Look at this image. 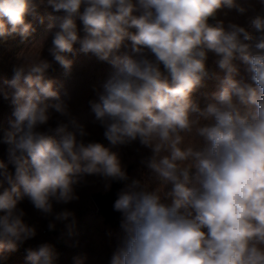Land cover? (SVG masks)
Masks as SVG:
<instances>
[{"label": "clouds", "instance_id": "9594fccd", "mask_svg": "<svg viewBox=\"0 0 264 264\" xmlns=\"http://www.w3.org/2000/svg\"><path fill=\"white\" fill-rule=\"evenodd\" d=\"M46 4L63 13L56 17L49 49L59 65L71 69L68 54L78 43L81 52L115 70L98 100L90 102L105 138L113 146L138 140L153 153L148 167L159 186L138 190L139 182H133L114 203L122 213L123 237L111 264H264V17L250 18L247 27L209 23L222 7L243 14L236 0ZM37 7V0H0V39L27 37L34 30L27 18ZM125 41L135 58L121 51L129 47ZM209 52L225 73L222 79L207 67ZM237 60L246 66L247 81L234 78ZM50 66L39 55L24 56L7 87H0V96L14 106V119L0 139L14 167L9 171L0 161V187L7 184L0 191V258L37 234L22 219L23 199L54 214L55 221L71 220V232L74 213H53L54 203L78 199L74 186L85 175L127 178L117 153L85 143L83 126L65 133L59 123L55 132L65 133L59 140L51 128L39 130L52 118L50 109L72 119L54 81L46 78ZM209 79H220V91L201 108L191 95ZM57 255L46 243L27 250L30 264H54Z\"/></svg>", "mask_w": 264, "mask_h": 264}, {"label": "trees", "instance_id": "16d2710c", "mask_svg": "<svg viewBox=\"0 0 264 264\" xmlns=\"http://www.w3.org/2000/svg\"><path fill=\"white\" fill-rule=\"evenodd\" d=\"M35 16H29L27 21L34 29L27 37L9 36L0 39V87H7L6 82L14 76V68L21 64L24 56H40V59L50 63L46 71V78L54 81V87L58 90L60 97L64 100L71 113V118L61 117L58 113L52 112V118L47 125L41 126L40 131L47 132L49 128L53 131L49 134L59 140L66 132H76L79 126H83L88 133L83 137L85 143L97 142L108 147L117 153L124 171L131 168L130 178L122 188L127 190L133 182H139L138 190L153 191L159 186L157 175L148 167L153 153L152 150L133 141L131 143L113 146L104 136V128L95 120L91 110L90 102L98 100L99 94L103 92L104 83L114 73V69L108 63L100 61L91 53L80 51V45H74L75 53L68 54L72 61L71 69L66 70L59 65L50 54L52 39L55 31L58 30L56 17L62 12H55L50 6L39 3ZM236 3L246 11L241 14L235 8L222 7L214 17L217 22L222 21L227 27L229 23H235L243 27L248 26L250 18L260 14L264 8L262 0H236ZM78 34L83 37L82 22L77 19ZM135 32V29H132ZM255 35L254 29H249ZM129 47H122V52H128L135 58L130 50V41H125ZM213 53H208L207 67L221 79L225 75L214 63ZM238 67V74L234 77L237 80H248L246 66L239 60L234 61ZM220 79L205 80L203 85L198 87L191 95L193 102L204 108L208 103L214 102V94L220 91ZM55 103V101H49ZM14 106L10 101L0 96V139L10 127V121L14 119ZM74 121V122H73ZM59 123H63L65 133H56L55 129ZM78 138H80L78 136ZM8 145L0 142V161L8 165V170L14 172V167L8 163ZM2 179V177H0ZM112 178H105L101 175H85L80 183L74 186L78 199L67 204H55L53 213L68 210L74 213L75 224L71 232L66 225L69 221H55L53 215H45L34 208L30 201L25 198L19 202L18 207L25 212L22 218L24 223L36 229V236L19 244L15 251L4 253L0 258V264H30L27 260V250L35 249L41 244L51 245L58 254L54 264H76L79 258L82 264H111V257L120 245L123 232L120 227L121 219L117 224L106 225L104 218L97 213L92 197L95 194H105L111 189ZM3 187H7L4 183ZM0 187V191L3 190ZM170 203V200L167 201ZM4 213L0 212V215ZM55 223V228L49 230L48 224Z\"/></svg>", "mask_w": 264, "mask_h": 264}, {"label": "water", "instance_id": "95a60500", "mask_svg": "<svg viewBox=\"0 0 264 264\" xmlns=\"http://www.w3.org/2000/svg\"><path fill=\"white\" fill-rule=\"evenodd\" d=\"M259 16L264 17V8ZM209 23L214 25L217 23V20L215 18H210ZM255 35L258 36L259 33L255 31ZM130 172L131 168L125 171L127 178L124 180L113 179L111 189L107 193H98L92 197L97 213L104 218V223L106 225L117 224L121 219V213L114 209V203L119 193L122 191L123 186L129 180Z\"/></svg>", "mask_w": 264, "mask_h": 264}]
</instances>
